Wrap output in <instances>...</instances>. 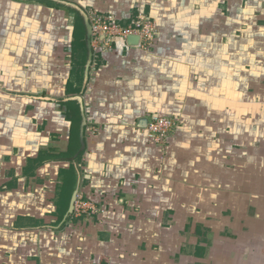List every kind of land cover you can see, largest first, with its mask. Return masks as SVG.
Listing matches in <instances>:
<instances>
[{"label": "crops", "instance_id": "0c3cea01", "mask_svg": "<svg viewBox=\"0 0 264 264\" xmlns=\"http://www.w3.org/2000/svg\"><path fill=\"white\" fill-rule=\"evenodd\" d=\"M0 264H264V0H0Z\"/></svg>", "mask_w": 264, "mask_h": 264}, {"label": "built area", "instance_id": "2783aa9c", "mask_svg": "<svg viewBox=\"0 0 264 264\" xmlns=\"http://www.w3.org/2000/svg\"><path fill=\"white\" fill-rule=\"evenodd\" d=\"M91 24V46L94 50L106 49L113 41L126 38L129 34L139 37L137 46L145 49L154 43L157 35V25L148 16L139 13L130 24L121 26L111 16H105L95 10L87 12ZM174 120L164 116H153L145 127L147 138L157 146H163L168 131L174 126Z\"/></svg>", "mask_w": 264, "mask_h": 264}, {"label": "water", "instance_id": "95a60500", "mask_svg": "<svg viewBox=\"0 0 264 264\" xmlns=\"http://www.w3.org/2000/svg\"><path fill=\"white\" fill-rule=\"evenodd\" d=\"M73 6L79 12L78 13V20L80 21V24L84 28V42H85V46H86V59H85V63H84L83 81H84V83H86V81L88 79L89 67H90V64H91V61L93 58V49L91 46V24H90V21L88 19L87 12L77 5H73ZM138 41H139V37L136 34H129L126 37V42L128 45H136V44H138ZM72 98L77 99L78 102L80 103V109H81L80 135L83 138V131H84V126L86 124V119H85V115L83 113L82 97L80 95H75ZM147 122H148V119L146 117H143L142 119H139L138 125L140 127H146ZM77 190H78V188L75 187V189L72 193L71 199H70L69 207L67 210V215L69 213L73 212Z\"/></svg>", "mask_w": 264, "mask_h": 264}, {"label": "rangeland", "instance_id": "374dc122", "mask_svg": "<svg viewBox=\"0 0 264 264\" xmlns=\"http://www.w3.org/2000/svg\"><path fill=\"white\" fill-rule=\"evenodd\" d=\"M77 31H79L78 33H79V35H81L82 33H81V31H82V29L81 30H79V27L77 28ZM78 79H79V76H78Z\"/></svg>", "mask_w": 264, "mask_h": 264}, {"label": "trees", "instance_id": "16d2710c", "mask_svg": "<svg viewBox=\"0 0 264 264\" xmlns=\"http://www.w3.org/2000/svg\"><path fill=\"white\" fill-rule=\"evenodd\" d=\"M80 27L79 25L77 26V28Z\"/></svg>", "mask_w": 264, "mask_h": 264}]
</instances>
